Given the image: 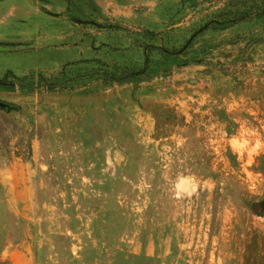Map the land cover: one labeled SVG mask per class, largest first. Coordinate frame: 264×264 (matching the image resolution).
I'll use <instances>...</instances> for the list:
<instances>
[{
	"label": "rangeland",
	"instance_id": "374dc122",
	"mask_svg": "<svg viewBox=\"0 0 264 264\" xmlns=\"http://www.w3.org/2000/svg\"><path fill=\"white\" fill-rule=\"evenodd\" d=\"M0 103V264H264V0H0Z\"/></svg>",
	"mask_w": 264,
	"mask_h": 264
},
{
	"label": "water",
	"instance_id": "95a60500",
	"mask_svg": "<svg viewBox=\"0 0 264 264\" xmlns=\"http://www.w3.org/2000/svg\"><path fill=\"white\" fill-rule=\"evenodd\" d=\"M73 22H74V23H78V24H85V23H88V22H86V21L77 20V19L73 20ZM97 26H98V25H97ZM4 106H5L4 104L0 103V107H4Z\"/></svg>",
	"mask_w": 264,
	"mask_h": 264
},
{
	"label": "trees",
	"instance_id": "16d2710c",
	"mask_svg": "<svg viewBox=\"0 0 264 264\" xmlns=\"http://www.w3.org/2000/svg\"><path fill=\"white\" fill-rule=\"evenodd\" d=\"M245 264H248V259L244 258Z\"/></svg>",
	"mask_w": 264,
	"mask_h": 264
}]
</instances>
